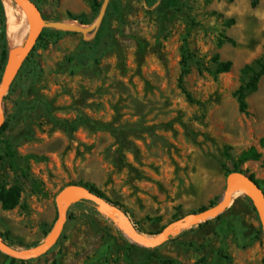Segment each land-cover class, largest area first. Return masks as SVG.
<instances>
[{"label":"rangeland","instance_id":"rangeland-1","mask_svg":"<svg viewBox=\"0 0 264 264\" xmlns=\"http://www.w3.org/2000/svg\"><path fill=\"white\" fill-rule=\"evenodd\" d=\"M31 1L41 30L1 102L8 129L0 135V192H19L12 210L0 201L4 242L27 252L47 241L57 228V196L72 186L95 188L151 240L220 204L236 176L264 193V77L246 112L236 96L247 81L242 69L264 57V0L256 7L251 0H181L165 28L161 0ZM81 26L87 35L68 30ZM3 32L0 14V86ZM225 38L234 44L219 48ZM216 55L233 63L230 72H217ZM252 147L260 160L227 175ZM248 194L150 248L96 204L77 200L65 207L61 236L45 254L22 261L0 252V264H264L261 201Z\"/></svg>","mask_w":264,"mask_h":264},{"label":"water","instance_id":"water-1","mask_svg":"<svg viewBox=\"0 0 264 264\" xmlns=\"http://www.w3.org/2000/svg\"><path fill=\"white\" fill-rule=\"evenodd\" d=\"M16 2L23 3L27 8H29L32 12V21L30 23L28 35L26 42L23 45L22 52L20 57L18 58V61L14 65V68L11 72H9L7 68V73L1 83L0 86V127L2 126V113H1V102L5 95V92L7 89L12 85L15 78L17 77L24 61L29 56L30 52L32 51L38 34L40 33L41 27L40 24L43 23L42 17L40 15V12L37 8V6L31 1V0H14ZM102 20V16L99 19V22ZM71 32H79L83 35H87L88 30L81 27H71L68 29ZM239 175V174H238ZM237 187H249L251 188L256 196L261 201V209L260 216L261 220L264 225V193L260 189V187L252 180L240 176L237 179H230L227 183V189L225 196L221 203L214 209L208 210V211H202L194 214L187 215L183 218H180L169 225H167L162 233L159 236V239H147L145 238L139 231H137L134 227H132L130 224L129 226L126 225V218L121 211V209L115 205H111L107 202H105L103 199H101L98 195L94 194L90 190H88L85 187L82 186H72L65 188L59 195L57 196L56 203L58 207V223L55 233L44 243L39 245L37 248L31 251L23 252L18 249H15L11 245L4 242L0 237V252L4 253L5 255L11 257L12 259L22 260V261H28L34 258H37L43 254H45L49 249H51L59 240L61 233L64 228V219H65V207L63 206V200L65 194L70 191L71 189H74L81 193V197L79 200H88L96 204L100 209L105 211L106 214H108L113 221H115L118 226L123 229L129 238H131L136 243L146 246L148 248L159 245L163 242H165L170 234L174 232L175 230L179 228L184 227H193L199 223L207 222L209 220L215 219L221 214H223L228 207L230 206L231 200H232V193L235 188ZM77 201V200H76ZM116 214V215H115Z\"/></svg>","mask_w":264,"mask_h":264},{"label":"trees","instance_id":"trees-1","mask_svg":"<svg viewBox=\"0 0 264 264\" xmlns=\"http://www.w3.org/2000/svg\"><path fill=\"white\" fill-rule=\"evenodd\" d=\"M94 1V0H93ZM261 0H251L252 7H256ZM182 4L181 0H161V3L158 6V10L161 15V26L165 28L168 24L173 23L177 19V14L179 12V8ZM94 9H98L96 6V3H94ZM16 9L18 11V14H20L24 21L21 22L23 25H25L26 21L28 20L27 15L22 12V10L16 6ZM0 14H1V22L3 25V48L1 51V63L3 67L8 64V58H9V43L7 41V17L5 16V9L4 5L2 3V0H0ZM82 25H86L84 21H80ZM233 23V21H230V24ZM226 42L234 44V41L230 38H225L224 40H219L218 47L221 48ZM215 62L217 64V72L222 73H228L231 71L233 63L231 61L222 62L220 61L219 55L215 56ZM28 60V59H27ZM188 70L184 67L182 75H181V81L182 79L187 75ZM243 76L247 77V81L240 86V88L237 91V102L239 104V109L242 112H246L248 109V103L247 98L250 94L257 92L259 88V83L261 79L264 77V57H260L256 59L252 64L245 66L241 71ZM8 129V122H4L2 126L0 127V135L4 134L6 130ZM260 145L264 147V137L260 140ZM5 155L8 158L9 161V167L12 170L16 169L15 166V153L12 151L11 144L9 142H5ZM225 155L228 159H231L230 155L225 152ZM261 158V153L258 151L256 147H252L248 150H245L239 157V160L236 163H233V171H230L227 173V175L231 174H241L240 166L248 161H258ZM93 193L99 195L101 198L103 197L100 192H98L93 187H88ZM0 201L2 202L3 209L6 211L12 210L16 208L19 205V192L17 189H11L9 191H1L0 192ZM77 204H86V205H93L94 203L88 200H79ZM219 205V203H213L211 205V209L216 208ZM207 210V209H203ZM165 264V263H164Z\"/></svg>","mask_w":264,"mask_h":264},{"label":"bare ground","instance_id":"bare-ground-1","mask_svg":"<svg viewBox=\"0 0 264 264\" xmlns=\"http://www.w3.org/2000/svg\"><path fill=\"white\" fill-rule=\"evenodd\" d=\"M4 5V9L7 15V37L10 45V59L8 60L7 68L9 72H11L14 68V65L18 61V58L21 55L23 45L26 41V36L29 31V25H22V23L17 19L15 13L16 6H18L27 16H30V20L32 21V12L29 8H27L23 3L16 2L13 3L12 0H2ZM30 21V23H31ZM42 24H40L41 27ZM20 51V52H19ZM19 53V54H18ZM239 178L236 176L233 179ZM250 194L251 197L256 198L255 192L249 187H237L234 189L232 193V198L237 197L242 194ZM248 194V195H249ZM81 197V193L71 189L68 191L63 200V206L67 207L72 202L78 200ZM116 215V214H115ZM126 225L129 226V222L126 220ZM159 239V238H158Z\"/></svg>","mask_w":264,"mask_h":264}]
</instances>
